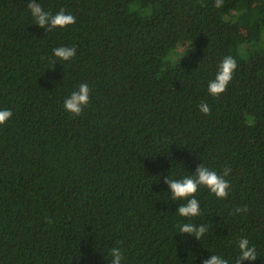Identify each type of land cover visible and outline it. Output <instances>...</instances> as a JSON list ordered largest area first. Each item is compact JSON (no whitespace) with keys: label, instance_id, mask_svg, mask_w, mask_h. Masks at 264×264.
Here are the masks:
<instances>
[{"label":"trees","instance_id":"trees-1","mask_svg":"<svg viewBox=\"0 0 264 264\" xmlns=\"http://www.w3.org/2000/svg\"><path fill=\"white\" fill-rule=\"evenodd\" d=\"M75 23L48 32L28 0H0V264H203L246 236L264 264V0H36ZM76 56L56 61L55 47ZM227 55L219 96L207 82ZM79 115L64 98L79 84ZM207 103L210 112L199 110ZM205 163L201 215L177 217L165 177ZM240 209L241 211H237ZM207 224L202 239L179 222ZM195 252V254L192 253Z\"/></svg>","mask_w":264,"mask_h":264},{"label":"clouds","instance_id":"clouds-1","mask_svg":"<svg viewBox=\"0 0 264 264\" xmlns=\"http://www.w3.org/2000/svg\"><path fill=\"white\" fill-rule=\"evenodd\" d=\"M28 11L34 24L39 27H46L48 32L56 28H65L75 23V17L65 10L61 9L55 14L46 11L41 2L28 0ZM221 6V0H216V7ZM74 46L61 45L52 50V55L56 61L67 62L76 56ZM237 68L236 59L231 56H225L218 65V69L212 79L207 82V92L212 96H219L229 86L233 74ZM90 101V87L87 83L79 84L78 88L71 91L63 100V107L66 112L73 115H79L83 108ZM199 110L208 114L210 107L207 103H201ZM13 113L10 109L0 108V125L9 121ZM228 170L220 173L216 169L210 168L205 163L199 164L194 172H181L178 176L172 173L165 177V183L168 185V193L172 201H179V207L175 214L181 218H192L201 215V202L197 199L196 193L202 187L214 194L217 198L228 196L230 183L226 179ZM237 211H241L238 209ZM177 234L189 233L198 239H202L208 234L207 224H194L192 222H179L176 225ZM237 253L234 258L224 256L222 253H211L203 260V264H244L245 261H255L259 257L255 245L246 237L240 236L236 241ZM195 254V252H192ZM111 259V264H123L124 252L120 247H112L106 253ZM196 259V254H195Z\"/></svg>","mask_w":264,"mask_h":264}]
</instances>
